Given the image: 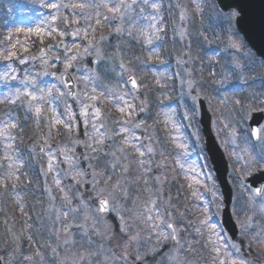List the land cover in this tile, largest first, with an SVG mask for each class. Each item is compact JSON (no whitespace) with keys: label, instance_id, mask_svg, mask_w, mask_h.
Listing matches in <instances>:
<instances>
[{"label":"rangeland","instance_id":"rangeland-1","mask_svg":"<svg viewBox=\"0 0 264 264\" xmlns=\"http://www.w3.org/2000/svg\"><path fill=\"white\" fill-rule=\"evenodd\" d=\"M34 1L35 0H33V3H35ZM6 2H8V0H0V5H3ZM206 2L207 0H200L203 11L202 13L196 15V19H199V17H197L198 15L206 13L204 10H207L209 7V4L205 5ZM19 3L20 4L18 8L20 7V9L14 15L15 22L8 27V35H6L5 38H2L4 41L8 42L6 48H11L13 44L16 45L15 50L21 58L26 56H39L40 50L33 46L34 40H37V45L39 44L40 49L51 47L52 51L56 52L57 55H62L61 57H63V50L57 49L56 51V49L52 47L53 45H57L61 40H63L65 44L69 45L73 42L82 43L79 38H73L70 35L65 37L57 36L55 39L44 37L43 43H41V38L36 35L35 30L38 28L42 31L48 30V27L41 19V17H43L45 14L40 16L43 13L42 11L39 13V10L36 12L33 10V7H27L23 0H19ZM172 3L173 11L176 13V17L170 18L169 13H165L163 16H169L168 19H170V23H172L174 26V29H172L174 36L173 44L176 46L174 55L175 59L173 62L176 64V70L179 74L180 80L185 81V83L181 84V88L178 87L176 90L177 94L179 95H181L180 92L182 91V95L180 97L181 100L178 104L179 109H177L180 111V118H176L174 113L175 109H173L174 107H167L162 112L158 111L155 106L163 102L160 99L161 96L155 93L152 97H148L146 96V92L143 90V88H141L139 92H136L135 94L139 97V100L146 99V111L138 112L135 115L134 120H143L145 121V124L135 131L137 135L142 138L140 143L147 144L149 141L144 138L151 137L150 142L156 149V155L151 157V159L154 162H158L163 159L167 165L165 168H157L155 163L150 165L152 171L148 174L149 187L152 188V194L154 196L157 195V188L160 189L159 207L161 208V211L165 213L170 211L177 226L179 228L186 229V231H182L180 233L181 243H184L185 240L195 241L200 239L194 231L197 225L195 223H189V221L198 220L203 215V213L197 209V205H199L200 208H203L205 205L208 206L209 212L207 214L212 217V222L218 225V231L222 236L229 238L228 234L225 231H222L219 225L220 214L224 207L222 195L204 149L203 136L200 125L197 121L199 117L198 107L193 97L196 96L195 94H200L205 97L209 110L213 115V129L217 135L220 145L227 153L230 165L229 177L234 189V201L232 209L237 222L239 218L238 213H242L246 199L250 195L248 189L241 187V184H244L243 179L245 177V172L256 171L254 169L250 170L245 168V160L240 159V157L246 156L245 149H247V152L251 153L253 156H257L260 152V142H254L251 138L250 129L248 126V121L250 118L246 116L244 109H246L249 105L252 107V112L264 108V94L258 93L259 90L263 92L261 84L263 81L262 76L264 72V63L253 54L242 36L239 35L235 26L236 17L229 21L230 13L234 10L226 14L220 11L219 13L217 11V17L213 16V18H215L213 22L217 26H219L221 23L224 28V33L222 36H211L209 40L211 43L208 44L211 47L217 43L218 50L220 46L222 47L219 51L222 57L221 61H218L216 58H212L207 60V62L204 64L195 60L200 57L199 47L197 49L189 47V42L192 38L196 42L197 40L200 41L202 39L199 35V30L206 31L204 25L207 23L203 22L204 25H201L202 23L199 22H184L183 27L188 29V36L186 40H181L177 32L178 27L181 26L178 19L180 8H177L176 5L180 4L181 7L188 8L191 14H194L192 11L194 5L193 3L189 2V4H187L182 0H172ZM38 4L43 10H45V3L38 2ZM52 10L53 9L50 11ZM214 10L215 9H213V11ZM68 13L70 16V11ZM209 19L213 20L210 16ZM57 23H59V21ZM112 27H114V23L111 26L105 24V26L102 29H98L96 33L97 39H99L101 34L108 37L101 47L104 49L105 55L110 57V59L97 66L93 63L95 58L94 56H84L83 59L76 62V67L80 68V72H76L74 68L72 70L73 73L79 77L80 75H83L85 71H90L95 68L101 73L104 85L112 87L122 86L126 81V76L128 73H125L123 76L120 74L121 70L119 69V58L114 55L117 46L119 45V50L123 55L125 62L127 63L129 60L132 61L131 67L135 69L134 74L137 76V79L140 83L143 80H146L147 82V78L149 79L148 74H150L152 78L153 75H157L158 71L155 66H146L147 64L141 65L140 62L135 59L136 57H140L141 60L147 59L148 49L145 48L144 52L142 46L139 45L135 40H132L127 36L119 37L115 35L112 32ZM207 27L209 29V26ZM21 29L23 31H20ZM29 29H32L33 31L29 32ZM62 30L69 31L70 29L65 28L63 25ZM10 35L12 37L11 40L8 39ZM230 37L232 40L240 43L241 47L239 49H233L228 46ZM17 40H19L20 43H16ZM181 41L182 44L180 43ZM201 41L203 44L201 42L199 43L202 44L201 47H204L206 43L204 40ZM24 48H27L28 51L25 52ZM186 50L191 51L193 62L191 61L181 65L177 62V57L188 60V56L185 55ZM49 55H51V53H49ZM214 56H216V54ZM151 60H154V58ZM236 60L244 65L243 72L234 67ZM12 61H14L17 65L28 64L31 67V70L36 68L35 64L37 63L39 66L43 67L38 68V70H45L40 59H36L34 61L30 60L26 64H20L16 59H13ZM56 64L59 65V68L56 69L55 73L57 76H59V74L63 71V68L60 63L57 62ZM197 64H199L198 67H202L208 74L212 72L215 73L214 76L210 74L211 77H208L206 80H208L207 83H209L211 86L217 85L216 89L219 91V94H222L221 98L205 95L203 92L204 84L203 86H197L196 80H194L195 83L193 88L189 90L186 83L188 79L197 78L200 81L204 80L205 74L201 77H199L198 74L193 77L192 75L189 76L188 72L186 71H195V69H197L195 65ZM105 69L108 71L105 72ZM47 70L49 73L54 72L51 67H48ZM16 74L18 78V75L20 74L21 76L22 72L20 73V71H16ZM241 76L244 77L246 82L241 79ZM48 79L52 84L55 83L57 87L60 86L62 88V85L59 84L55 76L49 75ZM37 80L40 79L37 78ZM220 80L221 83H219ZM148 81L151 82V86L155 91L165 90V87H163V89H159L158 85L155 84V81L153 82L150 79ZM10 82L11 81L8 83ZM76 82L79 85L78 90H82L84 87L83 83L79 80ZM8 83H4L5 85L0 83V90L5 86H9ZM41 85L43 87L50 86H46V83ZM128 89L131 90L129 85ZM229 91H233L231 92V95H229ZM53 95H56L55 91L53 92ZM236 96H241V98ZM139 100L136 101L138 107ZM236 100H239L241 103L239 105L236 104ZM154 101L156 103H154ZM185 101H187V103ZM221 101H224V103L221 104ZM54 104L61 119H64L65 121H67L66 105H71L72 111L76 114L74 122L79 125V132L78 134H69L63 125H58L56 128H53L52 136L48 140V144L52 146V150L55 151L57 145H71V142L74 140H86L87 138L84 135L85 129L83 125L84 117L80 115V103L76 99L73 101L70 100L68 96L65 95L64 97L55 100ZM61 104L63 108L61 107ZM233 106L235 111H233ZM12 110L14 111V109ZM102 111L105 113L104 119L106 126L109 129H116L119 127V125L112 123V121L117 120L121 116L112 102H105L102 105ZM164 111L170 112L171 122L165 121L163 116ZM227 111L230 113L225 114L224 112ZM24 113H26V111H24ZM45 115L48 117L52 116V113L47 110V107ZM173 123L176 125V128H173ZM30 124L31 125L27 133L28 137L21 135L19 144L17 145L15 143V154L18 155L19 160L23 161V168H21L18 172L20 180L19 182H14L12 180L7 181V190L0 186V258L3 259L4 264H39V258H35L33 261L24 259L25 256L34 255L35 250L39 248L44 255L43 264H59L57 257L53 256L51 249L47 247V245H51L52 247H57L59 245L58 250L62 257L64 255L63 240L69 235H74L75 240L80 242L82 239V233L81 230L76 227H73L70 233H63V224L67 223V221L61 222L55 220L54 208L62 207V201L59 199L62 194L59 193L53 185L52 176L54 173L48 174L46 178L43 171V169H46L47 167L46 152L48 151V148L46 147L47 150L44 153H37L36 150L33 151V146L36 148L38 143L41 145L44 143L43 137H45L48 132L47 122L42 116L39 127H37L35 118L32 116ZM262 126H264V123ZM233 129H235L234 137L232 132ZM24 134L26 135V133ZM161 135H164V137L166 136L168 140L166 137L163 140ZM113 139L115 140L116 145H118L121 138L114 137ZM233 139L235 142H233ZM179 144H184L185 147L180 148L178 146ZM114 147L115 145L112 143V141L106 140L103 150L99 153L93 154L90 151H86L83 144H77L75 146L74 155L77 159L79 167L90 173L91 169L88 167L89 163H91L97 170L105 168L107 162L112 158L111 156H105L104 153L114 150ZM194 152H196V154L193 155ZM161 153L163 155H161ZM56 155L58 160L61 161L58 167L61 171L62 183L67 190V186L72 184L73 181L69 177L64 176V172L67 171V165L62 162L63 157L58 152ZM86 155L89 157V159H85ZM2 156L3 150L2 145H0V157ZM129 159L134 161L135 155L130 156ZM177 159H179L180 163L184 164L183 169H181L180 165L176 163ZM3 163L4 167L0 168V175H3L6 171L7 161H4ZM32 165L36 171H33L30 168ZM193 168L195 171L191 170ZM138 174L139 173L133 164L129 175L135 179L136 175ZM165 174L168 177L167 182L163 185H157L154 178L156 176ZM193 177H195L197 180H200L202 183H194L192 179ZM87 179L90 180L91 176L89 175ZM14 184L15 190H13ZM47 187L52 188L53 195L57 197L55 201L49 200L48 192L46 191ZM39 189L41 192L35 196L32 191ZM72 191L73 194L76 191H79L83 199L89 202L90 208L94 209L97 206L89 185L79 186ZM193 191H196L197 195L202 194V198L197 200L195 197H193ZM213 191L215 192V196L213 195ZM17 193H19L21 202L24 205L23 213L20 212L19 205L16 203ZM137 197L139 199L135 204H133V199ZM147 199L148 193L145 191L142 182L131 185L129 187L127 197L117 198L118 211L126 217L131 227L135 228L137 226L134 223V214L143 211L142 204ZM257 201L259 202V198H257ZM79 202L80 197H76L74 195L73 205H78ZM25 204L32 207L33 211L31 208L26 207ZM50 204L54 205V208L51 210ZM26 209L31 210L33 213L30 215ZM129 210H131V212ZM109 213L110 215L108 217L104 214H101L103 215L104 223L98 226L102 228L105 225L111 227L116 238L111 243L112 246L116 248L117 242H122L124 239H126V237L120 232L121 221L117 213L114 211H110ZM180 213H184V216L181 217ZM249 214L251 215V213ZM34 216L35 219L33 220L32 218H34ZM257 220H259L261 227H264V220H260L259 217H257ZM5 221H7V223H5ZM77 222H80L79 219ZM26 223L32 225V227L30 229L26 228ZM90 225L91 221H89V226ZM57 230H60L59 238L56 234ZM146 231L147 229H145V232ZM21 232H23L24 235L19 239V249H17L16 242H14V237H20ZM29 235L32 236L31 241L28 240ZM141 235L143 236L144 232H142ZM93 238L96 239L95 237ZM250 238V236L248 238H244L241 235L238 237L235 243L238 244L241 249L239 256L246 259L249 264H264V249H262L260 246L258 250L257 248L259 245L256 244L255 246L254 243L249 246ZM228 242L231 244L230 239ZM142 244L151 247L153 241L144 240L142 241ZM174 247L175 245L171 243L170 239L168 241L162 242L160 245L156 246L155 252H149L145 256L143 262H145V264H167L165 257L171 253ZM195 248L197 249L195 253L187 251L182 252L181 258L192 261V264H209V252L205 249L203 243L195 244ZM116 251L119 252V248H116Z\"/></svg>","mask_w":264,"mask_h":264},{"label":"snow or ice","instance_id":"snow-or-ice-1","mask_svg":"<svg viewBox=\"0 0 264 264\" xmlns=\"http://www.w3.org/2000/svg\"><path fill=\"white\" fill-rule=\"evenodd\" d=\"M192 3L194 5L192 11L196 14L202 13L203 8L199 0H192ZM45 7L53 9L54 14L49 17L50 22L47 31H42L39 28L35 30L36 35L41 38V43H43L44 37L55 39L57 36L65 37L67 35L79 38L82 43L73 42L69 45L65 44L63 40L59 41L53 47L62 49L63 57L53 52L51 47L41 48L38 57L26 56L23 58L15 50V44L11 48L0 49V60L12 61L16 59L20 64H26L30 60L40 59L45 69L42 73H37L36 75L25 72L24 77L19 80L20 86L9 88L0 97V105L7 103L9 105L19 104L24 106L26 113H31L34 116L37 127H39L42 116L47 122L48 132L43 137L44 143L41 145V151H44L46 147L48 148L46 152L47 167L43 171L46 178L48 174L54 173L52 176L53 185L62 194L59 197L62 201V207L54 208V205L50 204V210L54 208L56 221H67V223L63 224V232L70 233L72 228L76 227L82 233L80 242L75 240L74 235H69L63 240L64 255L62 257L58 250L59 245L57 247L47 245L51 249L53 256L57 257L59 264H143L145 256L149 252H155L156 246L169 239L174 242L175 247L165 257L167 264H192V261L182 259L181 253L185 251L195 253L197 251L195 244L200 243H203V246L209 252V264H249L246 259L239 256L241 249L238 244L234 242L229 244L228 240L230 238L222 236L218 231V225L213 223L212 217L207 214L209 212L207 205L203 208L197 205V209L203 215L196 221H189L190 224L195 223L197 225L194 231L200 239L195 241L185 240L184 243H181L180 233L186 231V229L177 226L170 211L167 213L161 211L159 207L160 189L157 188V195L154 196L152 194V188L149 187L148 174L152 171L150 165L153 163H155L157 168H165L167 165L163 159L158 162H154L151 159V157L156 155V149L150 142L151 137L144 138L149 141L147 144L140 143L142 138L135 131L145 124L143 120H134L135 115L138 112L146 111V99L139 100L135 93L139 92L141 88H147V85L138 81L137 76L134 74L135 69L131 67L132 61L125 62L119 50V45L114 55L119 58L120 74L121 76L125 73L129 74L122 86L112 87L104 85L101 73L95 68L85 71L79 77L72 71L75 68L76 72H80V68L76 67V62L83 59L84 56H94L93 63L97 66L110 59V57L105 55L104 49L101 47L108 37L101 34L99 39H97L96 36L97 30L102 29L105 24L111 26L114 23L112 32L115 35L119 37L127 36L148 49L147 59L135 58L141 65H146L153 58L159 60V47L155 45L157 41L162 40V33L165 31L164 17L161 14V3L159 0H74L71 3H64L63 0H59V2L55 3H46ZM176 7L180 8L178 19L181 25L178 27L177 32L181 40H186L188 29L183 27V24L190 20L191 13L188 8L181 7L180 4H177ZM62 9L70 10V16L63 14ZM239 15L240 13L237 11L231 12L229 21ZM58 21L62 22L65 28L70 30H62L57 24ZM20 31L23 30L21 29ZM28 31L32 32L33 30L29 29ZM199 35L205 42L211 43L203 32L199 33ZM8 39H12L11 35ZM16 43H20L19 40ZM228 46L233 49L241 47L240 43L232 40L231 37L229 38ZM24 51L26 52L28 49L24 48ZM185 55L188 56V60L177 57L179 64L183 65L191 62V53H186ZM57 62L63 68L59 76L55 72L49 73L47 70L48 67H55ZM234 67L243 72L244 65L238 60L235 61ZM104 71L107 72L108 70L105 69ZM186 71L191 76V71ZM50 74L56 77L62 88L57 87L56 84L47 87L40 86L37 76H48ZM210 74L215 75L214 72ZM160 75L162 76L163 74ZM241 79L246 82L243 76H241ZM0 80L5 84L9 81H16V69L11 64H8L4 71H0ZM77 80L82 82L84 87L82 90L74 91V89L79 88L76 83ZM181 83H185V81L182 80ZM186 83L189 90H191L195 82L192 79H188ZM155 84L163 86L159 78L155 80ZM128 85L131 86V90L128 89ZM54 91L56 93L55 96L53 95ZM65 95L75 98L80 103V115L84 117V135L87 139L84 141L74 140L71 145H57L55 151H53L52 146L48 144L53 128L63 125L69 134H78L79 132V125L74 122L76 114L72 111L71 105H66L67 121L61 119L56 110L54 101ZM193 99H196V97H193ZM137 100H139V107L136 103ZM105 102H112L121 114L120 118L112 121V123L119 125L116 129H109L106 126L105 113L102 111V105ZM220 103L223 104L224 101ZM235 103L239 105L241 102L236 100ZM46 107L52 113L51 117L45 115ZM244 111L246 116L250 118L251 105ZM261 111H264V109H261ZM163 116L166 122H171L169 111H164ZM18 127L19 121L12 116L11 110L0 114V145H2L3 150V156L0 157V168H3V162L7 161L6 171L3 175H0V186L5 190L8 188L7 181L19 182L20 176L18 172L23 168V161L19 160L18 155L15 154L17 137L14 135V130ZM173 128H176L174 123ZM20 131H23V129L21 128ZM232 132L234 137L235 129ZM251 134L260 142V152L257 156H253L245 149L246 156L240 157V159L245 160V168L259 171L264 168V126L252 129ZM114 137L121 138L118 145H116ZM106 140L112 141L115 147L114 150L104 153L105 156H111L112 158L107 162L105 168L97 170L89 163L90 173L81 169L74 155L75 146L83 144L86 151L95 154L103 150ZM233 142H235L234 139ZM178 146L180 148L185 147L184 144H179ZM33 151H35V146H33ZM57 152L63 157L62 162L67 165V171L64 172V176L69 177L73 181L72 184L67 186V190L62 183L61 171L58 167L61 161L57 158ZM132 155H135L134 161L129 159ZM161 155L163 154L161 153ZM85 159H89V157L86 155ZM176 163L180 165L181 169L184 168V164L180 163L179 159H177ZM133 164L139 173L135 179L129 175ZM191 170L195 171L194 168ZM89 175L91 176L90 180L87 179ZM249 175H251V171H246L245 179ZM167 179L166 174L154 178L157 185H163L167 182ZM192 179L196 184L202 183L195 177ZM140 182H142L145 191L148 193V199L142 204L143 211L134 214V223L137 226L133 228L129 225L126 217L118 211L117 198L127 197L129 187ZM83 185L90 186L97 204L94 209L90 208L89 202L83 199L79 191L73 194V189ZM241 187L248 189L246 184H241ZM13 190H15V184L13 185ZM46 191L50 201L57 199L53 195L51 187H47ZM248 191L250 195L246 199L244 210L242 213H238L237 223L240 235L244 238L251 237L249 246L253 243L264 246V227H261L259 220H257V217L260 220H264V185L248 189ZM74 195L80 197L79 204L75 206L73 205ZM213 195L215 196L214 191ZM192 196L197 200L202 198V194L197 195L196 191L192 192ZM257 198H259V202ZM138 199V197L133 199V204ZM16 203L19 205L20 212L23 213L24 205L21 202L19 193L16 196ZM110 211L116 212L119 216L121 221L120 232L126 237L122 242H117L116 244L119 252L116 251V248L111 243L116 239L111 227L107 225L103 228L98 226L104 223L103 215L101 214H107ZM129 211L131 212V210ZM180 216L183 217L184 213H180ZM78 219L80 222H77ZM89 221H91L90 226ZM25 227L30 229L32 225L26 223ZM145 229H147L146 232ZM59 231L57 230L56 233L58 238ZM142 232H144L143 236L141 235ZM23 235L24 233L21 232L20 237H14L17 249H19L18 241ZM28 240H32L31 235L28 236ZM144 240L153 241L152 246L143 245L142 241ZM35 258H39V264H43L44 255L39 248L35 250L34 255L24 257L28 261H33Z\"/></svg>","mask_w":264,"mask_h":264},{"label":"water","instance_id":"water-1","mask_svg":"<svg viewBox=\"0 0 264 264\" xmlns=\"http://www.w3.org/2000/svg\"><path fill=\"white\" fill-rule=\"evenodd\" d=\"M217 2L219 7L225 12L236 9L240 13V16L237 18L239 31L244 35L246 41L255 50L257 55L264 59V0H217ZM199 105L206 150L209 153L224 197L225 208L222 211L221 223L230 235L231 240L234 241L239 235V229L231 211L233 190L228 179V163L212 132L211 115L201 98L199 99ZM263 120L264 111L254 113L250 122L252 129L260 127ZM254 139L256 140L255 136ZM38 151H41V147H38ZM245 183L252 188L264 185V170L251 174L250 177L245 179ZM0 264H3L1 259Z\"/></svg>","mask_w":264,"mask_h":264},{"label":"trees","instance_id":"trees-1","mask_svg":"<svg viewBox=\"0 0 264 264\" xmlns=\"http://www.w3.org/2000/svg\"><path fill=\"white\" fill-rule=\"evenodd\" d=\"M210 31H211V33H210V35H218L219 34V32L217 31V29L215 28V24H213V25H211L210 24ZM2 37H3V30L2 29H0V41L2 40ZM53 46H55V45H53ZM52 46V47H53ZM54 49H57L56 47H53ZM142 84H146L147 85V88H143V90L146 92V96H148V97H152L155 93H156V91L154 90V88L151 86V82H149V81H147L146 82V80H143L142 82H141ZM154 103H156L155 101H154ZM156 105V104H155ZM61 107H62V105H61ZM60 107V108H61ZM155 108H156V106H155ZM23 125L24 126H22V129H23V132L24 133H26V132H28L27 131V129L29 130V127H30V124L28 123H26V122H23ZM30 168L33 170V171H36L35 170V168H34V166L32 165V166H30Z\"/></svg>","mask_w":264,"mask_h":264},{"label":"flooded vegetation","instance_id":"flooded-vegetation-1","mask_svg":"<svg viewBox=\"0 0 264 264\" xmlns=\"http://www.w3.org/2000/svg\"><path fill=\"white\" fill-rule=\"evenodd\" d=\"M118 252V251H117ZM145 264V262H143Z\"/></svg>","mask_w":264,"mask_h":264}]
</instances>
